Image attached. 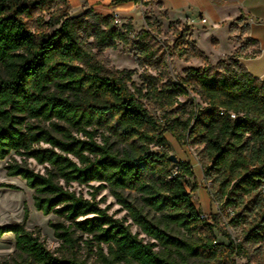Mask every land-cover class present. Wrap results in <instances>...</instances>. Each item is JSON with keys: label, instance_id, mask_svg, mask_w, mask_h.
Here are the masks:
<instances>
[{"label": "trees", "instance_id": "1", "mask_svg": "<svg viewBox=\"0 0 264 264\" xmlns=\"http://www.w3.org/2000/svg\"><path fill=\"white\" fill-rule=\"evenodd\" d=\"M124 2L147 0L109 5ZM69 9V0H0V160L12 157L6 174L25 181L36 210L55 215L49 225L65 248L48 250L25 228V210L21 222L0 226V236L13 234L16 250L0 264H93L72 254L82 238L76 232L99 264H235L234 256L264 245V79L236 60L253 41L246 38L216 71L182 26L173 48L203 68L175 81L165 56L139 36L136 84L134 70L107 72L99 63L103 50L128 42L131 24L118 28L113 14ZM190 93L201 103L180 100ZM165 133L200 147L219 214L200 217L186 189L192 170L169 160ZM71 183L91 188L90 197ZM101 189L150 241L99 205ZM226 209V225L241 230L239 242L222 229ZM214 230L228 244L218 243Z\"/></svg>", "mask_w": 264, "mask_h": 264}, {"label": "rangeland", "instance_id": "2", "mask_svg": "<svg viewBox=\"0 0 264 264\" xmlns=\"http://www.w3.org/2000/svg\"><path fill=\"white\" fill-rule=\"evenodd\" d=\"M86 9L87 8L84 9L80 6H73L70 3L69 13L78 11L83 12ZM38 14L40 13L37 11L36 15ZM42 15L47 17V13H43ZM116 16L119 19L118 24H116L118 28L122 27L125 23H130L132 30L127 34V43L120 42L116 49L107 48L102 51L99 57V63L103 66L105 71L113 72L122 69L134 70L135 73L132 75V80L136 84L140 83L138 75L142 71V68L136 63L139 54L135 48L139 36H141L142 41L146 42L157 54H163L165 56L168 63L169 75L173 80L176 81L185 77V72L189 68H203V62L200 59L190 58L188 61H185L183 55H179L180 50L173 48V43L177 39L182 24L180 22L169 21L166 13L159 9V6H157L153 0H147L145 5H135L129 12L122 14V16ZM146 20L149 26L146 24ZM242 25L243 22L241 21L234 26V30H237L239 35L234 36L235 31H233L231 40H233V38H238L239 43L243 44L246 37L243 31H240ZM198 38L200 45L204 48L206 53L201 51L207 56L213 69L221 71L222 66L218 65V62H227V59L231 57L233 53L225 55L217 61L216 56L225 52L227 45L222 43L220 48L213 52V55L210 57L208 54H210L209 46H211V39L202 34ZM186 41L193 42L189 32L186 34ZM215 44L216 43H213V45ZM244 49L239 52L244 53ZM209 57L211 58L210 60ZM148 71L154 73L151 69H148ZM180 100L190 101L194 104L201 103L194 93H190L187 98L180 97ZM165 137L168 142V153L174 155L177 160L188 163L192 170V176L187 179L186 183V189L190 192L192 203L201 213L208 217L210 214H219L220 211L216 201L211 196V183L204 179L203 171L199 163L198 151L200 147L180 145L169 133H165ZM97 140H100L99 137H97ZM11 159L12 157H7L4 160H0V226L21 222L24 211L26 210L27 217L25 228L34 233H38L40 240L51 252L57 255L65 253V248L61 247L60 241L54 236L53 230L49 225L50 222L57 220L55 215H43L40 211L36 210L33 205L32 190L26 186L25 181L20 177L8 176L6 174L4 165ZM28 163L34 170L43 171V167L37 165L32 159H29ZM92 184L97 185V183ZM194 185L196 188H193ZM70 188L87 198L90 197L89 193L92 191L88 186L78 185L77 183H71ZM95 200L99 202L101 207H105L108 213L114 218L123 220L126 224H129L132 233H135L144 241H150V238L143 234L141 230L132 223L127 212L116 202L108 189L99 190L95 196ZM227 211L228 209L222 212V229L226 231L231 238L235 239L236 242H239L241 239V230L240 228L233 229L226 225L228 219ZM214 234L218 243L228 244V240L221 233L214 230ZM75 235L81 236L82 238L78 240V246L73 249L72 254L93 264H99L97 257L93 254L95 249L87 248L83 242L86 236L81 235L79 232H76ZM14 243L13 234L4 233L0 236V260L10 259L15 256L16 250ZM247 253V256H234L233 259L235 264H264V245L248 247Z\"/></svg>", "mask_w": 264, "mask_h": 264}, {"label": "crops", "instance_id": "3", "mask_svg": "<svg viewBox=\"0 0 264 264\" xmlns=\"http://www.w3.org/2000/svg\"><path fill=\"white\" fill-rule=\"evenodd\" d=\"M111 0H69L71 5L92 8L102 16L118 15L129 12L135 7L132 2L109 5ZM163 10L169 21L180 22L189 28L194 44L203 52L199 36L206 35L211 39L210 57L222 43L226 51L216 56L218 61L225 55L239 51V33L231 25L238 18L243 19L242 29L246 38L253 41L244 49L245 52L236 60L254 77L264 79V0H153ZM237 24V23H236ZM235 24V25H236ZM213 43H216L213 45ZM206 53V52H205ZM255 53V54H254ZM209 57V60L211 59Z\"/></svg>", "mask_w": 264, "mask_h": 264}, {"label": "built area", "instance_id": "4", "mask_svg": "<svg viewBox=\"0 0 264 264\" xmlns=\"http://www.w3.org/2000/svg\"><path fill=\"white\" fill-rule=\"evenodd\" d=\"M118 22H119V19L117 18V16H115V17H114V20H113V23H114V24H118ZM230 116H231L232 118L235 117L234 114H230ZM175 168H176V167H175ZM227 213H228V215H232V212H231L230 209H228ZM200 217H201V218L208 219V216H206V215L203 214V213H201Z\"/></svg>", "mask_w": 264, "mask_h": 264}, {"label": "water", "instance_id": "5", "mask_svg": "<svg viewBox=\"0 0 264 264\" xmlns=\"http://www.w3.org/2000/svg\"><path fill=\"white\" fill-rule=\"evenodd\" d=\"M169 160H170L172 163H175V162L178 161L177 158H176L174 155H172V154L169 155Z\"/></svg>", "mask_w": 264, "mask_h": 264}]
</instances>
